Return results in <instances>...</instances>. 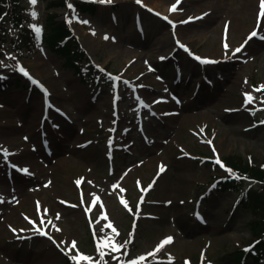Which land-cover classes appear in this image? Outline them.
Wrapping results in <instances>:
<instances>
[{
	"label": "rangeland",
	"instance_id": "obj_1",
	"mask_svg": "<svg viewBox=\"0 0 264 264\" xmlns=\"http://www.w3.org/2000/svg\"><path fill=\"white\" fill-rule=\"evenodd\" d=\"M77 1L97 5L74 12ZM196 1L170 11L171 0H67L72 9L19 0L28 26L47 33L69 18L109 75L82 80L55 41L2 50L0 82L10 86L0 87V264H68L81 254L98 264H237L232 253L254 234V213L237 209L249 183L213 191L222 170L211 161H264V40L245 44L254 30L264 35V18L260 0ZM95 233L129 241L134 256L107 248L101 258Z\"/></svg>",
	"mask_w": 264,
	"mask_h": 264
},
{
	"label": "trees",
	"instance_id": "obj_2",
	"mask_svg": "<svg viewBox=\"0 0 264 264\" xmlns=\"http://www.w3.org/2000/svg\"><path fill=\"white\" fill-rule=\"evenodd\" d=\"M12 1H14V3H10L11 0H0V48L5 42L6 36L9 34V31L5 29L6 23L10 22L9 20L11 19H13L15 23H18L22 19L17 13V1ZM84 8L91 10L94 8V5H85ZM51 27V31L44 35L49 43L53 41L57 42V44H59L58 49L65 54L67 53L71 60L84 59L85 52L80 48L77 38L72 35V31L66 21L58 22ZM26 33V30H23V41L31 40ZM65 36H68L69 40H65L62 44L61 41H63L62 39L65 38ZM32 44L33 43L28 41L27 46H32ZM226 160L231 172L228 171L225 176L217 179V189L219 191L237 190L241 182H243L241 179L243 177L251 178L250 180L255 179L259 181L256 183L264 184V165L249 161L246 162L236 155H231L227 157ZM241 203V205H247V207L255 212L256 218L252 220V223L256 241L252 242L255 246L247 251V255L258 259L264 256V187L259 190L250 187L248 191H246V195ZM240 253V251L233 253L236 260H238Z\"/></svg>",
	"mask_w": 264,
	"mask_h": 264
},
{
	"label": "snow or ice",
	"instance_id": "obj_3",
	"mask_svg": "<svg viewBox=\"0 0 264 264\" xmlns=\"http://www.w3.org/2000/svg\"><path fill=\"white\" fill-rule=\"evenodd\" d=\"M29 2H30V4H32V5L34 6V5L37 3V0H29ZM100 2H101V3H104V2L111 3V0H100ZM137 2L139 3L140 0H137ZM179 3H180V0H177V4H179ZM68 7H69V8H72V5L69 4ZM170 10H171V11H176V10H177V6H176V5H173L172 8H171ZM205 15H206V14H205ZM32 16H33V18L36 17V13H35V11L32 12ZM262 18H264V0H260V12L258 13V20H259V19H262ZM192 19H193V18L190 17V18H189V21L192 20ZM197 19H199V17H198ZM189 21H182V23H187V22H189ZM69 22H71V21H69ZM81 22H82V23H85V24L88 23V21H81ZM33 28H34V31H35L37 34L40 33V28L35 27V26H33ZM226 28H227V26H226ZM254 37H256V38H260V39L264 40V35H260L256 30H254V31H252V32L250 33L249 37H248L247 40L245 41V44L248 42V40H251V39L254 38ZM106 38H107V37H106ZM181 47H183V45H181ZM224 47L227 49V48H228V44L225 43ZM243 47H244V46L241 45V47L236 48V49L234 50V53H233V54L241 52ZM197 59H200V58L197 57ZM203 62H204V63H215V61H208V60H204ZM19 71H20L21 73H23L25 76H28V75H29V74L27 73V71H26L25 69H23V68H20ZM34 82H35V81H34ZM252 99H253V98H252L251 96H249V95L246 94V102L251 101ZM262 103H264V101H262ZM3 152H4V155H5V158H6V156L8 155V153H7L6 150H3ZM217 163H220L219 160H217ZM221 166H223V165H221ZM22 171H24L25 173H27V172H28V169L25 168V169H23ZM160 171H161V172L164 171L163 166H161ZM229 171L231 172V170H229ZM79 183H80V181H77V184H79ZM114 187H115V186H114ZM121 190L123 191V189H121ZM97 199H98V198H97ZM0 202H3V201H2V198H0ZM82 202H83V201H82ZM95 202H96V201L94 200V201H93V204H95ZM122 203H124V202L122 201ZM125 207H127L126 204H125ZM57 218H59V217H57ZM103 218L106 219L107 217L105 216V217H103ZM42 222H43V221H42ZM106 227L111 228V232H112L113 234H115V235H119L117 229H116L115 227H113V226L111 225V223H109L108 225H106ZM101 231H103V229H101ZM40 234L45 235L46 233L41 232ZM50 238H51V237H50ZM170 241H171V238H167L166 240H164V241L162 242V244L157 248V251H159L160 248H162L164 245L168 244ZM71 247H72L73 249L76 248V242H75V241L72 242ZM105 247L109 248L110 251H118V250H119V245L116 244L115 242H113V236H111V235H105V236H102V237L99 238V240H98V242H97V250H98L99 255H100L101 258H103V257L105 256V254H106L105 251H104V248H105ZM247 250H250V249H246V251H247ZM70 258H71V260H73V261H77V260H88V259H90L89 257L83 256V255H81V256L73 255V256H71ZM140 260H141V261L144 260V257H140ZM132 264H139V262H138V261H132Z\"/></svg>",
	"mask_w": 264,
	"mask_h": 264
},
{
	"label": "bare ground",
	"instance_id": "obj_4",
	"mask_svg": "<svg viewBox=\"0 0 264 264\" xmlns=\"http://www.w3.org/2000/svg\"><path fill=\"white\" fill-rule=\"evenodd\" d=\"M203 1H205V0H197L196 2H203ZM171 2H173V5H175V3L177 2L176 0H171ZM210 1L209 0H206L204 3H209ZM130 16V15H129ZM129 16H123V17H129ZM202 24V27L204 28V27H206V26H208V24H209V22L208 21H204L203 23H201ZM156 31H157V28H156ZM152 33H153V31H152Z\"/></svg>",
	"mask_w": 264,
	"mask_h": 264
}]
</instances>
